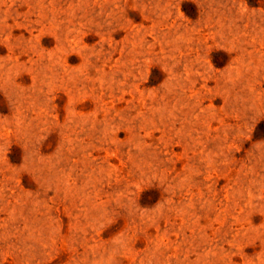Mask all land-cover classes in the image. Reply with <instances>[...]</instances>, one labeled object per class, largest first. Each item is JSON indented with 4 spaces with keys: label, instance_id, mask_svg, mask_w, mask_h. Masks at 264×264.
Segmentation results:
<instances>
[{
    "label": "rangeland",
    "instance_id": "rangeland-1",
    "mask_svg": "<svg viewBox=\"0 0 264 264\" xmlns=\"http://www.w3.org/2000/svg\"><path fill=\"white\" fill-rule=\"evenodd\" d=\"M0 264H264V0H0Z\"/></svg>",
    "mask_w": 264,
    "mask_h": 264
}]
</instances>
